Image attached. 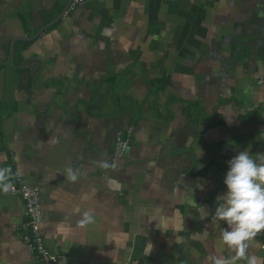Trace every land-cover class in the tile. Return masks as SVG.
Segmentation results:
<instances>
[{
  "label": "crops",
  "instance_id": "crops-1",
  "mask_svg": "<svg viewBox=\"0 0 264 264\" xmlns=\"http://www.w3.org/2000/svg\"><path fill=\"white\" fill-rule=\"evenodd\" d=\"M67 2L0 0V167L39 188L55 264L231 255L211 215L227 162L264 153V0H104L62 15ZM24 220L0 191V264H40ZM249 252L264 258V234Z\"/></svg>",
  "mask_w": 264,
  "mask_h": 264
},
{
  "label": "clouds",
  "instance_id": "clouds-1",
  "mask_svg": "<svg viewBox=\"0 0 264 264\" xmlns=\"http://www.w3.org/2000/svg\"><path fill=\"white\" fill-rule=\"evenodd\" d=\"M227 164L223 181L227 191L216 198L211 219L226 225L220 238L232 254H210L207 264H264V258L249 252L255 238L264 234V153L254 158L248 150L239 151ZM64 175L70 182L78 180V171L71 167L64 170ZM13 176L10 167H0V191L9 192ZM202 211L203 219L207 218L209 212ZM92 222L93 214L84 212L81 224Z\"/></svg>",
  "mask_w": 264,
  "mask_h": 264
},
{
  "label": "built area",
  "instance_id": "built-area-1",
  "mask_svg": "<svg viewBox=\"0 0 264 264\" xmlns=\"http://www.w3.org/2000/svg\"><path fill=\"white\" fill-rule=\"evenodd\" d=\"M91 1L104 0H72L67 12L72 11ZM161 3H175L180 0H158ZM258 84H264V77L259 78ZM132 134V128H129L125 135L120 134L115 143V156L122 158L128 149L129 138ZM13 187L8 194L18 197L24 205L25 220L20 224V238L28 253L40 264H55L57 261V252L50 250L43 238L42 225L45 217L40 203V190L36 186L25 184L19 176H15V181L11 182Z\"/></svg>",
  "mask_w": 264,
  "mask_h": 264
},
{
  "label": "water",
  "instance_id": "water-1",
  "mask_svg": "<svg viewBox=\"0 0 264 264\" xmlns=\"http://www.w3.org/2000/svg\"><path fill=\"white\" fill-rule=\"evenodd\" d=\"M71 2H72V0H68L67 4H66V6L62 12V15H64L67 12L68 6ZM12 53H13V44H11V46H10V58H9V60H11V54Z\"/></svg>",
  "mask_w": 264,
  "mask_h": 264
}]
</instances>
